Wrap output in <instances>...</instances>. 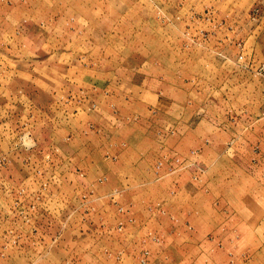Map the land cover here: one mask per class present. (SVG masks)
<instances>
[{"label":"rangeland","instance_id":"374dc122","mask_svg":"<svg viewBox=\"0 0 264 264\" xmlns=\"http://www.w3.org/2000/svg\"><path fill=\"white\" fill-rule=\"evenodd\" d=\"M0 264H264V0H0Z\"/></svg>","mask_w":264,"mask_h":264},{"label":"crops","instance_id":"0c3cea01","mask_svg":"<svg viewBox=\"0 0 264 264\" xmlns=\"http://www.w3.org/2000/svg\"><path fill=\"white\" fill-rule=\"evenodd\" d=\"M197 197L196 205H192V203L188 205L189 208L192 209H187L181 214H179L178 211H174L186 221L175 223L174 221L170 220V222L167 224L170 234L167 237V243L172 244L173 247H177L179 245L186 247L190 245L195 246L197 249H199V255L204 257L206 261L210 263L213 257L212 254L205 251V249H203L204 251H201L200 247L203 248L204 244L215 246L216 244L214 239L209 238L208 235L218 233L219 230L224 228V226L222 225V222L211 221L210 218L204 217L205 214L201 212L203 211V208L201 207V203L203 202L199 196ZM171 213L174 214L172 211ZM218 215L221 216L222 212H218ZM187 225L192 226L193 231H190ZM205 252H207V254H205ZM169 259L172 260V254H169Z\"/></svg>","mask_w":264,"mask_h":264}]
</instances>
